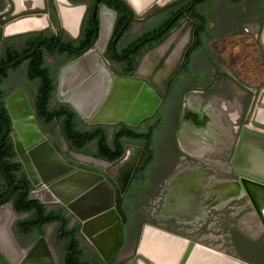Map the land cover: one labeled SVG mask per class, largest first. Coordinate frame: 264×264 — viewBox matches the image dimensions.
Returning a JSON list of instances; mask_svg holds the SVG:
<instances>
[{
	"label": "flooded vegetation",
	"instance_id": "obj_1",
	"mask_svg": "<svg viewBox=\"0 0 264 264\" xmlns=\"http://www.w3.org/2000/svg\"><path fill=\"white\" fill-rule=\"evenodd\" d=\"M50 1L61 24V17H66L67 13L61 8V1ZM66 1L68 5L82 8L77 34H70L60 27L53 28L49 0H43L46 11L34 16H42L48 27L5 39H2L3 27H0L1 45L21 48L31 35L39 34L38 46L46 44L57 51L52 57H45L51 65L64 60L57 68L55 102H60L56 95L59 69L90 51H96L112 76L123 80L138 79L159 99L153 114L133 127L143 130L147 136L148 159L139 162L143 152L141 144L124 141V148L127 145L139 147L141 153L121 196L125 222L121 225V244L109 264H131L141 234L147 229L142 245H148V240H152L158 249L171 248L168 241L149 230L158 229L239 262L264 264V158L260 156L263 152H259L264 146V123L257 119L260 112L264 115V108H257L260 99L262 102L264 98V47L261 44L264 0H214L198 6L204 15L202 23L183 18L179 26L154 47L150 44L170 28L171 24H163L167 21L165 6L171 0L163 4H160L161 0H148L149 9L140 15L134 13L128 1L139 10L147 4L142 2L144 0ZM103 8L107 13L102 12ZM9 11L8 1L0 0V16H6ZM109 13H114L112 30L101 42L102 23L111 17ZM25 16L33 15L22 17ZM159 27H163L161 31H154ZM88 28L91 40L85 44ZM144 30L153 33L146 41L150 47L143 51L137 65L126 63L127 59L134 57L135 60L141 53L142 45L122 56L129 43ZM172 35L175 37L170 42L171 47H164V53L156 55V49L162 53L160 46ZM224 40L236 43L250 40L252 52L259 53L257 64H253L261 71L259 69L250 78L249 70L243 67L245 79L232 75V64L221 58L212 46V42ZM98 41L100 47H96ZM176 46V58L172 61L170 50ZM243 46L245 49L246 45ZM237 49L243 50L240 45ZM121 124L127 125L124 122L108 125V133L112 134L114 127ZM241 138L246 148L251 143L257 152L248 159L235 162L237 168L233 158ZM57 144L66 151L64 145ZM67 155L78 160L80 154L67 152ZM90 165L99 166L93 162ZM38 189L32 186L31 192ZM45 205L47 210L61 206L57 203ZM66 216L72 215L68 212ZM16 217L19 220L26 215ZM69 220V227L75 226L77 220L74 217ZM49 228L54 230L53 225L48 226L44 236L35 240L17 237L13 227L12 232L24 253L43 237L51 249L54 264H62L49 242ZM81 237L85 245L87 241ZM90 248L91 252H96ZM155 250L151 248V253L148 251L146 256L159 264H171L162 262L154 254ZM91 258L101 264L96 257ZM99 259L105 264L100 256ZM180 260L181 256L177 258L178 262ZM40 264L48 262L43 259Z\"/></svg>",
	"mask_w": 264,
	"mask_h": 264
},
{
	"label": "water",
	"instance_id": "obj_2",
	"mask_svg": "<svg viewBox=\"0 0 264 264\" xmlns=\"http://www.w3.org/2000/svg\"><path fill=\"white\" fill-rule=\"evenodd\" d=\"M7 1L10 4V11L6 16H0V27H3L2 39L11 35L41 31L48 27L42 16H34L46 11L43 0ZM59 1H61V8L67 13V16L61 17V24H59L56 9L49 0L50 21L53 28L58 29L60 27L70 34H77L82 19L80 12L82 8L68 5L66 0ZM142 2L147 3L145 7L142 10H136L128 1L136 15H140L149 7L148 0ZM105 10L103 8L102 12L107 11ZM109 14H111V17L102 23L101 42L105 41L106 35L110 34L112 30L114 13ZM24 15L33 16L22 17ZM17 17L18 19L14 20ZM10 20H12L11 23H7ZM34 20L42 21V25L22 26L18 30L6 32L7 25ZM263 36L261 44L264 47ZM100 46L101 43L98 41L96 47ZM37 51L38 44L14 62L0 66V71L12 68ZM99 51H102V49H99ZM87 60L92 63L91 67L82 74L72 88L65 89V75L68 70L74 69L76 65L87 62ZM99 75L104 77L103 80L106 83L104 90L94 99L85 96L84 89L88 87L87 84L90 83V79L99 80ZM113 80L114 84L112 85ZM56 95L58 101L70 105L80 116V119L89 125H113L124 122L134 127L143 119L151 116L159 102V99L150 88L138 79L123 80L112 76L111 72L103 65L102 59L96 51L85 53L59 69ZM4 105L11 121L12 132L10 137L13 141L15 153L30 184L33 187H39L38 190L30 192L29 198L38 200L43 204L57 203L64 207L80 223V233L88 244L98 253L105 264H109L121 244V225L125 222V215L121 209V196L137 164L141 149L127 145L121 157L112 163L82 155H79L82 160L81 158L78 160L71 159L52 136L45 135L38 127L30 100L23 88H16L10 93L5 99ZM257 108H264V98L262 102L260 99ZM0 124L3 127L0 136L1 148L10 129L8 124L1 118ZM257 127L259 126L257 125ZM250 144L246 148L243 138L239 140L233 158L235 166V162H241L243 158L248 159L257 152L256 147ZM259 152H263L260 156L264 158V146H261ZM89 161H93L100 167L88 164ZM0 168L5 181L10 187L8 194L0 199V226H4L5 238L8 243V248L0 243V264H40L43 259L48 264H54L51 249L43 237L28 253H24L19 248L11 229L16 214L11 206L10 199L17 189H24L25 191L27 189L25 186L13 182L1 162ZM119 169L122 171L119 172ZM85 200H88L86 208L80 209L76 205L74 206L76 202ZM5 211L8 212V216L6 220H3L2 215ZM87 228H90L93 233L88 234ZM147 230L141 234L137 254L131 264H159L153 258L146 256V252L141 251V245ZM149 230L164 238L171 246L166 250L158 249L156 243L153 244L151 243L152 240H148L147 244L150 248H156L154 254L158 255L162 262L176 264L178 262L177 258L181 256L178 264H246L222 253L193 243H187L178 236L165 231Z\"/></svg>",
	"mask_w": 264,
	"mask_h": 264
},
{
	"label": "trees",
	"instance_id": "obj_3",
	"mask_svg": "<svg viewBox=\"0 0 264 264\" xmlns=\"http://www.w3.org/2000/svg\"><path fill=\"white\" fill-rule=\"evenodd\" d=\"M213 1L171 0L165 6L164 15L167 21L166 24H163V26L171 24L170 28L150 46L159 45L171 30L179 26V22L183 18L199 21V24L202 23L204 15L197 8ZM162 28L159 27L154 31L159 32ZM85 33H89L88 41L85 42V44H88L91 40L90 29L88 28ZM152 34L144 30L139 37L129 43L122 55L123 57L125 54H130L134 48L140 45H142V49L140 50L141 53L135 57V60L133 59L134 57H131L126 60V63L138 64L141 55L144 53L143 51L150 47L146 41ZM52 37L55 36L53 35ZM40 38L39 34H33L21 48L15 46L5 47L1 45L0 33V66L10 64L30 52ZM48 38L51 40L50 37ZM53 53H57V51L46 44H40L37 52L20 61L12 68L0 71V118L8 124L10 129L0 148V162L5 166L13 182L23 185L27 189L26 191L17 189L10 199L15 214L17 216L26 215L25 218L19 219L14 223L13 231L17 237L35 240L39 236H44L46 228L53 225L54 230L50 235V243L56 250L62 264H97L94 258H91L92 256L103 264L98 254L91 252L89 247L83 244V238L80 234V223L76 221L75 226L69 227V218L73 217H67L66 213L68 212L64 208L59 206L47 210L45 204L29 198L32 185L21 163L17 161L13 141L10 137L12 127L4 105L5 99L16 88H23L30 100L38 127L41 131L53 136L59 144L64 145L66 154L71 152L106 163H112L123 154L124 141L127 139L141 144L143 152L139 162H144V159H148L150 148L147 144V136L141 129L121 124L115 126L114 132L109 134L108 129L110 126L104 124L89 125L83 122L68 104L55 102L57 68L64 63V60L57 65L47 63L45 57H52ZM2 132L3 127L0 124V136ZM9 190L10 187L5 181L0 168V199L4 198Z\"/></svg>",
	"mask_w": 264,
	"mask_h": 264
},
{
	"label": "rangeland",
	"instance_id": "obj_4",
	"mask_svg": "<svg viewBox=\"0 0 264 264\" xmlns=\"http://www.w3.org/2000/svg\"><path fill=\"white\" fill-rule=\"evenodd\" d=\"M168 1H170V0H161L160 1V4L166 3ZM175 35L174 36L172 35L168 40L165 41V43H163L160 46L161 51L163 50L162 53H159V51L156 49L155 54L156 55L157 54H163L164 53V47H166V46L170 48L171 47V44H172V43L170 44V42H172V40L175 37ZM227 41L226 40H224V41H214V42H212V46H213L214 51L218 52L221 58L225 59L226 62L228 61L229 63L232 64V68L230 70V72H231L232 75H234V76H240V78L245 79V77L243 78V76H244L243 67H245L246 69L249 70V76H250V78L253 75H255V73H257V71L259 69L261 71V68H259L258 66L256 67V65L253 64V63H256L257 64L258 61H256V57L259 56V53L258 54L255 53L254 54L252 52L251 47H250V45H251L250 40H242V42H240V43H236L235 41H228V42ZM239 45L242 46V49L243 50H240V49L235 50L236 46H239ZM243 45H246L245 46V49H244V46ZM176 48H177V46L174 47L172 50H170V52H171L170 55H171L172 61L176 58L175 57ZM156 55H154V56H156ZM147 62H149V60H147ZM254 78H256V77H254ZM254 78H252L251 80H254ZM259 78L262 79L263 77H259ZM92 162L93 161H89L87 163H90L91 164ZM17 219H18V217H16L15 220H17ZM14 223H15V221L13 222L12 227H13ZM12 227H11V229H12ZM51 231H52L51 228H49L47 230L49 242H51L50 241ZM85 244H88V242L85 243ZM88 247L90 248L91 246L88 245ZM53 250H54V253H55L56 257H58V254H57L56 250L54 248H53Z\"/></svg>",
	"mask_w": 264,
	"mask_h": 264
},
{
	"label": "bare ground",
	"instance_id": "obj_5",
	"mask_svg": "<svg viewBox=\"0 0 264 264\" xmlns=\"http://www.w3.org/2000/svg\"><path fill=\"white\" fill-rule=\"evenodd\" d=\"M143 7H145V5ZM143 7L140 8L139 10H142ZM39 25H42V21L40 22V20H34V21L26 22V23L16 22V23H12L10 25H7L6 26V32H10V31H13V30H18L22 26L23 27H31V26H39ZM263 42H264V36H263ZM176 50H177V48H176ZM91 65H92V63L87 60V62H84L82 64L76 65L74 69H72L70 71L68 70L67 74L65 75V89H67L68 87L69 88H72V86L75 84V82L78 79L81 78L82 74L84 72H86L89 69V67H91ZM103 79H104V77L102 75H99V80L98 79L93 80V78L90 79V83L87 84L88 87H86L84 89V95L85 96H88V97H92L94 99L99 94H101L102 90H104L105 85H106V83L104 82ZM84 101H86V100H84ZM257 119L259 121H261L262 123H264V115H262L261 112L258 114ZM185 138L186 137L183 136V144L184 145H185V141H184ZM77 158H81V160H82V157L81 156H77ZM121 171L122 170L119 169V172H121ZM99 190L101 191V189H99ZM101 193H102V191H101ZM100 197H101V194H100ZM87 202H88V200H85L83 202H76L74 204V206L76 205L78 208L84 209L88 205ZM80 211H82V210H80ZM7 216H8V212L7 211L3 212L2 219L3 220H6L7 219ZM87 233L88 234H92L93 231L90 228H87ZM5 236H6V234H5L4 226H0V243L4 247L8 248V243L6 241ZM148 245H145V244L142 245L141 251L144 252V253L146 252V254H147L148 251L151 250V248ZM156 246H158V245H156ZM152 247H153V245H152ZM150 253H151V251L149 252V254Z\"/></svg>",
	"mask_w": 264,
	"mask_h": 264
}]
</instances>
